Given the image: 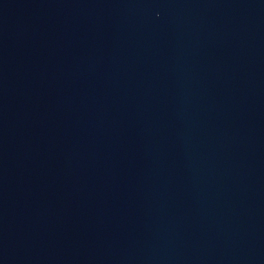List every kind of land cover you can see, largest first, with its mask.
I'll use <instances>...</instances> for the list:
<instances>
[{"label":"water","instance_id":"water-1","mask_svg":"<svg viewBox=\"0 0 264 264\" xmlns=\"http://www.w3.org/2000/svg\"><path fill=\"white\" fill-rule=\"evenodd\" d=\"M0 264H264V0H0Z\"/></svg>","mask_w":264,"mask_h":264}]
</instances>
